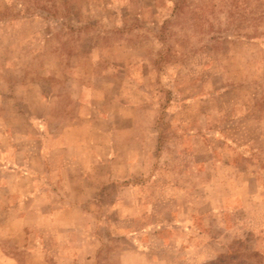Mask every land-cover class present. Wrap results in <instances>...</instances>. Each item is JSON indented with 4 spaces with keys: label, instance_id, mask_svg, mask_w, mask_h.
<instances>
[{
    "label": "rangeland",
    "instance_id": "obj_1",
    "mask_svg": "<svg viewBox=\"0 0 264 264\" xmlns=\"http://www.w3.org/2000/svg\"><path fill=\"white\" fill-rule=\"evenodd\" d=\"M223 256L264 264V0H0V264Z\"/></svg>",
    "mask_w": 264,
    "mask_h": 264
},
{
    "label": "trees",
    "instance_id": "obj_2",
    "mask_svg": "<svg viewBox=\"0 0 264 264\" xmlns=\"http://www.w3.org/2000/svg\"><path fill=\"white\" fill-rule=\"evenodd\" d=\"M226 256L224 257H220L219 259H217L216 261H213V262H208L206 264H222V262H224L226 260ZM233 258V257H232ZM239 264H245L243 262H240Z\"/></svg>",
    "mask_w": 264,
    "mask_h": 264
},
{
    "label": "crops",
    "instance_id": "obj_3",
    "mask_svg": "<svg viewBox=\"0 0 264 264\" xmlns=\"http://www.w3.org/2000/svg\"><path fill=\"white\" fill-rule=\"evenodd\" d=\"M81 177L84 178V177H85V174H83ZM80 191H81V190H77L76 192L78 193V192H80ZM80 206H81V204H79V202H73V207H80ZM133 229H134V228H132V231H134ZM158 239H160L161 241L164 240V238H162V237H160V236H158Z\"/></svg>",
    "mask_w": 264,
    "mask_h": 264
}]
</instances>
